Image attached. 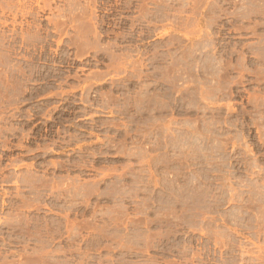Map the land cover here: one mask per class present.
Here are the masks:
<instances>
[{
    "label": "rangeland",
    "instance_id": "374dc122",
    "mask_svg": "<svg viewBox=\"0 0 264 264\" xmlns=\"http://www.w3.org/2000/svg\"><path fill=\"white\" fill-rule=\"evenodd\" d=\"M0 264H264V0H0Z\"/></svg>",
    "mask_w": 264,
    "mask_h": 264
}]
</instances>
